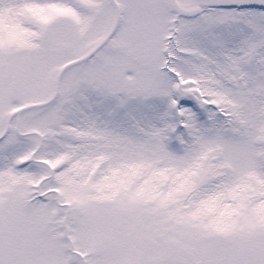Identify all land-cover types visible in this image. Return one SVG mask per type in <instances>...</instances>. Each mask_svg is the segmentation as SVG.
Segmentation results:
<instances>
[{"label": "snow or ice", "instance_id": "snow-or-ice-1", "mask_svg": "<svg viewBox=\"0 0 264 264\" xmlns=\"http://www.w3.org/2000/svg\"><path fill=\"white\" fill-rule=\"evenodd\" d=\"M0 264H264V0H0Z\"/></svg>", "mask_w": 264, "mask_h": 264}]
</instances>
